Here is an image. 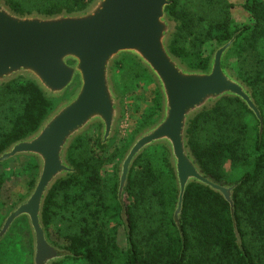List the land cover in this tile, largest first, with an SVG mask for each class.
Segmentation results:
<instances>
[{"label":"trees","instance_id":"obj_1","mask_svg":"<svg viewBox=\"0 0 264 264\" xmlns=\"http://www.w3.org/2000/svg\"><path fill=\"white\" fill-rule=\"evenodd\" d=\"M91 1L37 0L32 9L25 10L21 4L6 0L16 13L45 16L80 12ZM170 2L166 13L178 23L169 45L171 53L185 62L184 39L193 36L192 41L218 47L236 36L229 52L237 61V78L251 90L261 113V138L253 114L232 98L197 116L188 130L189 146L202 172L220 185L236 186L234 222L229 204L220 195L193 184L184 195L180 236L173 220L175 181L163 148L153 147L136 160L123 202L119 203L115 169L110 178L103 175V166L110 160H101L97 153L108 146L102 145L99 137L85 134L68 151L67 159L75 173L58 181L46 199L43 222L48 239L55 246L61 243L70 260H82L83 264H264V0L243 6L249 20L240 27L233 24V6L228 0ZM210 56L195 61L196 66L185 62L186 66L206 70ZM133 59L121 56L114 70L121 71L131 63L138 75L146 76L147 71ZM53 107L54 103L28 79L0 86V154L35 132ZM159 111L157 93L141 129L153 123ZM90 143L91 151L83 152L81 147H90ZM227 163L241 175L233 183L224 178ZM4 183L0 177V191ZM53 208L59 211L66 228L63 232L55 230V236L49 231ZM119 225H123L126 249L118 245ZM249 237L257 248L248 245ZM28 245L32 249V243Z\"/></svg>","mask_w":264,"mask_h":264},{"label":"water","instance_id":"obj_2","mask_svg":"<svg viewBox=\"0 0 264 264\" xmlns=\"http://www.w3.org/2000/svg\"><path fill=\"white\" fill-rule=\"evenodd\" d=\"M170 4V0H92L80 12L45 16L16 13L0 0V86L25 78L56 103L35 132L0 154V164L16 157L37 163L30 192L0 228L1 242L17 220H26L33 264H56L70 257L48 239L45 202L58 181L75 173L67 156L76 139L93 127L99 128L102 145L109 146L115 139L122 100L113 76L123 55L134 58L152 77L161 108L159 118L134 137L117 166L119 203L136 160L161 147L168 154L175 181L173 220L180 236L183 199L193 184L220 195L229 204L234 222L236 186L220 185L202 172L190 149L188 130L197 116L232 98L253 114L261 138V113L251 90L225 64L236 36L214 49L206 70L190 69L171 53L178 23L166 13ZM72 87L75 93L67 97ZM123 217L128 227L125 213Z\"/></svg>","mask_w":264,"mask_h":264},{"label":"rangeland","instance_id":"obj_3","mask_svg":"<svg viewBox=\"0 0 264 264\" xmlns=\"http://www.w3.org/2000/svg\"><path fill=\"white\" fill-rule=\"evenodd\" d=\"M13 1L21 4V6H23L22 8L27 10L28 8L32 9V4H35L37 0ZM188 1L189 0H184V2ZM228 1L233 6L231 9L233 24L239 27L243 24H246L249 20V16L244 10L243 6L250 4L252 0ZM192 40L193 36L184 39L182 41V46L187 53L185 62L189 65L196 66L195 61L208 58L217 46L205 41L200 43L198 41ZM133 60L135 61V59ZM185 62L183 63L187 65ZM226 62L231 73L237 78L239 75V70L238 66L236 65L237 61L235 60L232 52L227 54ZM197 65L199 66V63H197ZM146 76L143 74L138 75L135 66H133L131 63H128L126 68L121 71L114 70V86L117 94L122 100V117L118 124L117 134L113 142L108 147H106L103 152L101 151L100 153V151L97 150L101 160L107 162L110 160L109 163H105L103 166V168L105 167L103 175L107 176V178H110L112 175H114V173H112L113 169H115V177L117 176V166L125 151L120 157L121 152L125 147H127V145L129 147L134 137L142 129L146 128L144 127L141 129L142 125L144 124V120L147 118L153 107V101L155 100L157 93L159 95L156 84L152 77L148 73ZM74 87L70 88L69 92L67 93V97H69V95L70 97L73 95V92L75 91ZM53 103L54 105L56 104L55 102ZM159 115L160 111L158 118ZM247 120L251 122L249 118H247ZM86 134H89L90 137H99V128L93 127ZM89 146L90 147L84 145L81 147V149L83 152L85 150L91 151L92 143H90ZM37 169L38 167L35 160L24 157H16L10 161L0 164V177H3L5 181L0 191V228L8 214L30 192L37 175ZM223 174L225 181L228 183H233L241 176L240 173L237 172L235 168H233L229 163L225 164L223 168ZM52 211V223H50L49 227L50 233H55V230H60L61 232L65 231L66 228L64 227V224H62L59 211L56 208H53ZM136 214L138 216V213ZM141 216L143 217V215ZM53 236L55 235L53 234ZM30 240V232L26 220H17L10 230V233L0 242V264H33V252L28 245V243L31 242ZM117 240L119 247L126 249V244L124 243L125 235L123 225H119L118 227ZM247 241L248 245H252V249L257 248L256 243L252 241L251 237H249ZM56 245L58 248L62 247L61 243H57ZM60 264H83V262L82 260L73 261L70 260V258H66Z\"/></svg>","mask_w":264,"mask_h":264},{"label":"flooded vegetation","instance_id":"obj_4","mask_svg":"<svg viewBox=\"0 0 264 264\" xmlns=\"http://www.w3.org/2000/svg\"><path fill=\"white\" fill-rule=\"evenodd\" d=\"M61 249V248H60ZM63 250V249H62ZM60 262H62V261H60Z\"/></svg>","mask_w":264,"mask_h":264}]
</instances>
